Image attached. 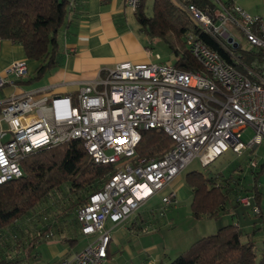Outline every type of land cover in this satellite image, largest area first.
<instances>
[{
  "label": "built area",
  "instance_id": "2783aa9c",
  "mask_svg": "<svg viewBox=\"0 0 264 264\" xmlns=\"http://www.w3.org/2000/svg\"><path fill=\"white\" fill-rule=\"evenodd\" d=\"M215 2L206 7L179 2L222 50L189 31L187 44L200 70H182L171 60L123 61L81 82L75 98L40 88L12 94L0 105V184L21 177V161L34 150L75 138L84 141L95 162L115 164L111 177L76 209L80 233L92 239L55 264H103L111 240L108 220H126L156 195L164 214L177 201L176 191L167 190L171 181L195 157L208 165L229 149L242 154L263 142L264 17L232 2ZM125 3L135 10L141 0ZM246 47L261 51L262 58L247 60ZM27 71L25 59L6 69L18 78ZM7 81L0 73V86ZM249 126L254 134L245 141ZM151 128L165 130L174 145L160 157L136 156L143 131ZM239 201L259 211L252 195Z\"/></svg>",
  "mask_w": 264,
  "mask_h": 264
},
{
  "label": "trees",
  "instance_id": "16d2710c",
  "mask_svg": "<svg viewBox=\"0 0 264 264\" xmlns=\"http://www.w3.org/2000/svg\"><path fill=\"white\" fill-rule=\"evenodd\" d=\"M70 1L0 0V37L22 44L27 58L38 62L32 80L40 79L62 65L63 45L60 35L69 23ZM179 2H192L201 7L216 4L214 0H154L153 12L149 15L146 12L147 0H141L133 12L140 33L152 42L161 40L175 55L173 63L176 67L200 70L201 64L187 44L186 35L189 31L198 33L212 48L222 50L211 36L201 32ZM150 47L153 48L152 45ZM242 50L247 60L255 56L262 58L261 51L257 49L246 47ZM173 145L174 139L165 130L151 128L143 131L136 147V156L160 157ZM21 164V177L0 184V228L11 227L53 192L64 187H68L72 195L68 209L73 212L87 203L90 194L97 191L116 170L114 163L95 162L80 138L38 148L24 157ZM237 167H241L239 162L230 164L226 171L210 169L202 172L195 169L186 173L185 181L192 191L191 209L195 217H218L240 203L241 196H238L237 202L231 203L234 186L229 182L231 171ZM251 172L253 184L246 191L247 195H252L253 205L259 207L257 213L252 211L259 216V221L254 222L255 226L245 230L237 222L227 223L217 232L193 241L168 264H264V239L259 257L256 240L259 230L264 228L261 205L264 190L259 182L264 172V162L259 163L256 170L251 168ZM77 239L73 231L72 236H65L61 241L72 244ZM42 241L35 237L29 249ZM164 259L159 264H165ZM3 262L0 261V264ZM6 263L13 264L12 260Z\"/></svg>",
  "mask_w": 264,
  "mask_h": 264
},
{
  "label": "rangeland",
  "instance_id": "374dc122",
  "mask_svg": "<svg viewBox=\"0 0 264 264\" xmlns=\"http://www.w3.org/2000/svg\"><path fill=\"white\" fill-rule=\"evenodd\" d=\"M153 2L154 0H147L146 3V12L149 15L153 12ZM127 11L131 24L136 26L137 21L133 13L134 10L128 7ZM242 44L244 45L243 42ZM154 45L155 47L152 49L154 60H175V55L161 40H155ZM156 54H160L159 59L156 58ZM253 134L254 129L249 126L244 130L242 139L247 141ZM254 160L259 163L264 162V140L253 148L252 152L247 150L242 154H236L229 149L208 165H202L199 157H195L171 181L174 186L183 184V190L178 202L166 207L165 222L159 226L149 228L142 235L143 239L149 244L158 245V254L157 252L148 253L143 246H137L135 247L136 255L131 257L126 251H120L121 245L115 243L112 245L115 250L114 253L108 257L104 264H156L158 260L155 258L163 251L165 252V263L168 264L193 241L204 235L217 232L221 226L227 223L239 219L243 221L242 225L244 226L245 221L251 224L259 221V216L248 215V210L253 211L252 207H246L241 202V204L238 202L239 204L234 207L237 216L226 213L218 217H195L191 209L192 191L185 181L186 173L190 170L198 169L202 172L210 169L226 171L230 164L239 162L241 167L231 171L229 181L230 185L234 186L231 193V203L234 204L237 202L238 196L247 195L248 191L246 189L253 184L251 168L255 170L258 168V166L253 167L251 165ZM236 180H238L237 183ZM259 182L263 185L264 190V172L260 175ZM71 196L68 187H64L53 192L46 200L11 227L0 228V261L3 260V264L10 260L13 264H55L69 252L82 249L88 243V239L80 233L76 221V210L71 212L68 209ZM261 205L264 210V196ZM161 222L162 220L158 219L154 223ZM109 223L110 221H107L108 225ZM73 231L78 238L75 243L70 244L61 241L65 236H72ZM35 237L43 241L35 243L34 247L29 249L28 246ZM263 239L264 228L259 230L256 236L258 257L263 247Z\"/></svg>",
  "mask_w": 264,
  "mask_h": 264
},
{
  "label": "crops",
  "instance_id": "0c3cea01",
  "mask_svg": "<svg viewBox=\"0 0 264 264\" xmlns=\"http://www.w3.org/2000/svg\"><path fill=\"white\" fill-rule=\"evenodd\" d=\"M223 1L240 5L250 13L264 17V0ZM70 6L69 23L60 35L63 45L62 65L40 79L32 80L38 62L27 58L23 45L0 37V73L8 78V81L0 86V105L12 94H22L40 88H45L51 94H66L75 98L81 82L104 74L103 70L106 67L123 61L134 63L154 61L148 49L151 45L154 48L155 42H150L147 36L140 33L138 23L136 26L131 24L127 13L129 6L126 5L125 0H71ZM22 59L27 61L28 71L25 76L18 78L14 74L6 73V69L12 62ZM182 185L174 186L172 182L167 189L176 191V202L183 190ZM160 198V195H156L124 221L113 223L108 220L110 223L107 226L111 228L108 257L114 253L112 245L115 243L121 245L120 251H126L131 257L136 255L135 247L137 246H143L148 253L157 252L158 254V245L149 244L142 235L149 228L165 222L166 211L164 214L160 212ZM247 213L249 216H254L250 210ZM227 214L236 215L234 207H230ZM158 219L162 222L154 223ZM233 222L239 223L245 230L255 226L254 223H246V221L243 226V221L239 219ZM86 238L88 242L92 239L90 236ZM79 250L69 252L59 261L72 256ZM163 257H165L164 251L155 258L158 260L156 264H159Z\"/></svg>",
  "mask_w": 264,
  "mask_h": 264
}]
</instances>
